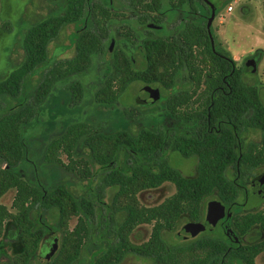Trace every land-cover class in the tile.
<instances>
[{
    "label": "trees",
    "instance_id": "1",
    "mask_svg": "<svg viewBox=\"0 0 264 264\" xmlns=\"http://www.w3.org/2000/svg\"><path fill=\"white\" fill-rule=\"evenodd\" d=\"M51 1L61 2V10L27 27L22 38V61L0 79V102L5 97L17 98L26 90L30 94L29 98L0 112L3 162L0 198L14 189L11 208L0 203V237L8 222L6 235L17 236L22 246L13 255L12 263L30 264L50 230L47 224L35 226L32 212L54 209L63 235L56 255L44 260L46 264L76 263L93 235L91 244L97 250L88 264H118L127 254L148 258L152 264H231L233 261L255 264V256L264 250V209L244 213L235 209L244 202L243 186L254 170L264 165V104L259 87L243 80V66L238 67L217 46L211 48L205 21L198 17L186 21L171 37L143 35L139 44L145 64L137 70L132 69L122 47L114 49L110 67L116 79L108 76L98 91L103 102L111 103L132 81L161 82L168 88L179 77L187 88L173 87L166 98L167 112L176 120L171 127L144 128L133 134L124 129L103 133L100 127L86 122L68 125L61 135L46 144L42 159L75 171L82 178H91L88 160L74 157L78 145H85L98 171L95 190L79 198L64 184L41 190L18 174L25 153L23 137L53 85L85 71L93 56L105 51V40L110 36L107 21L113 13L107 5L109 2ZM124 1L132 13L137 12L127 18L134 19L136 24L149 21L148 12L161 6V0ZM171 3L182 1L171 0ZM68 24L74 26L73 55L60 60L53 55L48 57L49 42ZM120 33L135 42L133 38L143 31L140 34L128 27ZM39 71H43L41 79L32 89L27 87L30 76ZM67 88L72 98H81L83 89L78 80H70ZM249 131L259 132L257 141H245L244 135ZM170 151L182 157L195 156L194 175L185 176L174 167L167 156ZM61 153L67 162L62 161ZM165 181L175 187L170 196L154 206L138 203V191ZM105 188L115 190L110 203L102 199ZM207 196H213L231 210V215L218 224V233L203 231L168 245L162 232L172 229L182 217L198 222ZM119 212L121 219L117 217ZM71 216L76 217V222L68 228ZM89 219L98 221L96 233L92 234ZM142 223L152 224L150 236L140 244H133L128 235ZM253 227H257L260 239L241 243L238 235H245Z\"/></svg>",
    "mask_w": 264,
    "mask_h": 264
},
{
    "label": "rangeland",
    "instance_id": "2",
    "mask_svg": "<svg viewBox=\"0 0 264 264\" xmlns=\"http://www.w3.org/2000/svg\"><path fill=\"white\" fill-rule=\"evenodd\" d=\"M109 1V0H101ZM109 6L111 18L107 21L110 36L105 40V51L92 58L91 65L83 72L75 74L66 79L55 83L47 95L43 104L38 108L37 113L29 131L23 137L24 158L20 162L17 172L24 179L32 184H36L41 190H51L59 184H64L67 189L76 197L85 196L95 190L96 173L98 165L94 163L90 157L89 150L83 143L78 145V149L74 152V157H83L88 160L93 176L91 178H82L75 171L67 170L60 164L47 163L43 161L42 155L46 144L53 138L58 137L65 128L76 122H86L91 125L100 127L103 133H111L118 130H127L133 134L138 133L141 129L156 130L158 128L166 129L171 127L176 121L166 110V98L171 93L172 88L184 89L187 84L179 77L175 78L174 85L165 88L161 82L146 83L140 80L132 81L126 89L117 96L114 102L106 103L102 101V96L98 95L99 89L104 86L105 79L116 76L110 67V59L112 51L122 47L120 42V32L124 28L130 27L134 32L140 34L146 28L144 24H136L134 19H127L132 14L122 0H111ZM231 5L232 10L228 11L227 7ZM241 6L243 11L241 12ZM62 3L51 0H0V79H3L9 71L17 66L24 57L22 47V38L29 25L42 19L49 13H56L61 10ZM167 8L165 0H161L160 12L164 15ZM219 10L210 24V32L214 39V45L223 53L229 55L236 61L238 67H242L245 60L258 53V59L251 71L245 70L243 80L248 84H254L259 87L260 98L264 104V0H220ZM247 10V11H246ZM209 15L208 11H204L198 16L199 19L205 21ZM178 18V17H177ZM171 24L167 23L166 30L172 32L170 36L175 35L179 28L178 21L172 19ZM170 26V27H169ZM163 28L158 30L155 35L163 34ZM74 33L72 24L66 25L58 35L53 38L47 48L48 57L54 53V59L60 60L73 55V44L71 35ZM170 34V33H169ZM164 32V36H167ZM143 35L133 38L139 44ZM112 43V44H111ZM111 50L107 49L110 47ZM127 57H132L131 66L133 70L142 68L145 64L144 52L141 48L133 52L124 50ZM43 71L36 72L30 76L27 87L34 86L42 77ZM78 80L82 84L83 93L81 98H72L71 92L67 88L70 80ZM165 82L168 79H165ZM116 87V83H114ZM147 88H157L159 90V98L157 102H150L146 98H138V95H146ZM28 90L25 94L17 98L5 97L0 102V112L12 105L23 101L30 97ZM26 132V130H25ZM246 140L259 138L258 131H249L244 135ZM167 156L171 164L178 168L185 176L194 175L196 169V157H182L175 151H170ZM63 162H67L65 154L60 155ZM3 162L0 160V168ZM264 170V166L254 170V174H258ZM113 188H105L102 199L105 203H110L114 194ZM175 191L174 185L165 181L154 188H145L137 192L136 198L140 205L154 206L162 202L166 197ZM14 195V189H9L1 198L0 203L7 208H11V201ZM213 196H207L204 199H212ZM119 203L118 205H120ZM264 209V199L257 200L254 196H249L248 203L238 213L248 211H257ZM121 213L117 215L121 219ZM32 221L35 226L41 224L50 226L49 232L46 233V239L41 243L36 254L31 259L30 264H46L42 258V254L50 245L54 235L57 240V249L49 260L54 257L59 249L62 229L57 226L56 212L54 209L46 212H37L34 210L31 214ZM76 222V217L71 216L68 220V228H72ZM191 222L182 217L172 229H166L162 232L164 241L169 244H176L180 241L177 232L181 226ZM10 223H5V230L0 237V264H13L12 257L14 254L22 250L21 243L17 236L10 238L7 234ZM89 226L92 234L96 233L98 221L89 219ZM96 227V228H95ZM152 224L142 223L135 226L129 233L128 238L133 244H140L146 241L151 233ZM257 227H253L245 235H238L243 244H250L258 241L256 231ZM213 234L218 233V226L214 228ZM51 232V233H50ZM50 233V234H49ZM50 236V238H49ZM182 240H186V236L182 233ZM95 236L91 238V240ZM87 241L81 251L79 260L74 264H88L91 256L96 252L97 248ZM187 257V256H185ZM255 264H264V250L259 252L254 258ZM118 264H152V260L127 254ZM231 264H241L233 261Z\"/></svg>",
    "mask_w": 264,
    "mask_h": 264
},
{
    "label": "flooded vegetation",
    "instance_id": "3",
    "mask_svg": "<svg viewBox=\"0 0 264 264\" xmlns=\"http://www.w3.org/2000/svg\"><path fill=\"white\" fill-rule=\"evenodd\" d=\"M177 1V0H175ZM182 3L181 4H173L171 3V0H165V3L167 5V8L164 10V15L162 16V12H160V7L156 10V11H150L148 12V17L150 18L149 21H146L144 23V26L146 27L144 30H143V33L142 35L146 36L147 34H149L150 37H160V36H164V32H167V36H170L172 32L166 30V25L167 23L171 24V20L174 19L176 21H178V25H179V28L182 27L184 25V23L186 21H192L194 20L195 18H197L199 15H201L204 11H208L209 15L207 16L206 20H205V27H206V22H207V19L208 17L210 16L211 14V6L209 3H211L214 7V16H215V13H216V8L219 7V4H220V0H192L190 3H192V5H190L189 0H181ZM110 4H111V0L108 1ZM122 2H125L124 0H122ZM108 3V4H109ZM123 7H127V6H123ZM243 6H241V12L243 11ZM219 10V8H218ZM247 11V10H246ZM213 16V18H214ZM178 17V18H177ZM213 20V19H212ZM212 22V21H211ZM139 24V23H138ZM211 24V23H210ZM165 25V26H164ZM170 27V26H169ZM163 28V34L161 33V35H155L156 32H158V30H161ZM209 30H210V27H209ZM206 32H207V28H206ZM170 33V34H169ZM211 33V32H210ZM177 34V33H176ZM175 34V35H176ZM207 35H208V32H207ZM212 36V35H211ZM120 42L122 44V48L123 50H127L129 52H133L134 50L136 51L137 48H141V45L138 44L137 42H131V41H128L124 36H122V34L120 33ZM209 38V36H208ZM213 38V37H212ZM210 41V39H209ZM214 39H213V46H214ZM112 44V43H111ZM111 44H110V47L107 49L108 51L111 50ZM210 45H211V42H210ZM212 48V46H211ZM258 53H254L253 55L249 56L244 64H243V68L247 71H251V69H249L247 66H246V62L249 60V59H253L256 63L257 59H258ZM52 57V56H51ZM130 58V61L132 62V57H128ZM52 59V58H51ZM223 81H224V78H223ZM224 84H226V82L224 81ZM200 87L202 88L203 87V84L200 85ZM222 88V87H221ZM149 92H147L148 94ZM144 95V96H147ZM166 110L168 111V109L166 108ZM168 113V112H167ZM170 115V113H168ZM171 116V115H170ZM249 140H252V141H257V140H254V139H249ZM245 141H247L245 139ZM264 166V165H262ZM264 173V170L258 174H254L252 177L249 178L248 182L245 184V186H243V191L245 192V199H244V202H240V206H238V208H236L235 210H241L245 207V205L248 203V199H249V196H254L257 198V200H262L264 199V176H262V174ZM215 198H212V199H209V200H213ZM207 200L206 203L204 202V199H203V214L202 216L205 214L206 212V205H207V202L209 201ZM217 200V199H215ZM219 201V200H218ZM221 202V201H220ZM222 203V202H221ZM223 204V203H222ZM224 205V204H223ZM224 208H225V214L227 212L230 213L231 215V210H229L230 208L226 207L224 205ZM229 215V216H230ZM201 216V217H202ZM224 217H227L226 215H224ZM222 217L221 219H219L215 225V228L216 226H218V224L222 221V219L224 218ZM201 222V218L198 222H195V223H200ZM187 223V222H186ZM191 223H194V222H191ZM185 224V223H184ZM183 224V225H184ZM182 225V226H183ZM181 226V228H182ZM180 228V230H181ZM214 230V229H213ZM211 230V231H213ZM205 231H209V230H205ZM200 232H203V231H199L196 235L192 236V237H187V238H193L195 236H197ZM51 233V232H50ZM49 233V234H50ZM179 232H177V235H178ZM51 236V235H50ZM49 236V238H50ZM47 237L45 236V239ZM178 238L180 240H182V237L178 235ZM186 238V239H187ZM44 239V241H45ZM237 240V239H236ZM235 240V241H236ZM50 243V242H49ZM239 262V261H238Z\"/></svg>",
    "mask_w": 264,
    "mask_h": 264
},
{
    "label": "water",
    "instance_id": "4",
    "mask_svg": "<svg viewBox=\"0 0 264 264\" xmlns=\"http://www.w3.org/2000/svg\"><path fill=\"white\" fill-rule=\"evenodd\" d=\"M209 4L211 6V14L207 19L206 28H207V32H208V36H209V39L211 42L212 49H214L213 38H212L210 30H209L210 23H211L213 16H214V7L211 3H209ZM54 56H55V53L53 54V57ZM246 66L249 69H251L252 67L255 66V61L252 58L249 59L246 62ZM147 92H149L147 94V96L138 95V98L140 99L143 97V98L149 99V101L152 103L158 101L159 90L157 88H147ZM262 176H264V173L262 174ZM224 215H226L227 217H229V215H230L229 212H227L225 214L224 205L218 200H215V199L209 200L207 202V205H206V212L201 217V222L200 223H195V222L194 223H191V222L185 223L182 226L181 230L179 231L178 235L181 236L182 233H184L186 237H192V236L196 235L199 231H205V230L211 231L215 228L217 221L219 219H221L222 217H224ZM51 236H53V239L50 242V245L45 250V252L41 255L43 260H45V261L49 260V258L54 254L55 250L57 249V240H56L54 235H51ZM181 237H183V236H181Z\"/></svg>",
    "mask_w": 264,
    "mask_h": 264
},
{
    "label": "built area",
    "instance_id": "5",
    "mask_svg": "<svg viewBox=\"0 0 264 264\" xmlns=\"http://www.w3.org/2000/svg\"><path fill=\"white\" fill-rule=\"evenodd\" d=\"M227 10H228V11H231V10H232V6L229 5V6L227 7Z\"/></svg>",
    "mask_w": 264,
    "mask_h": 264
}]
</instances>
